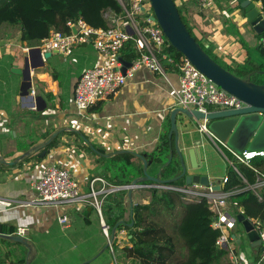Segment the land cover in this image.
<instances>
[{
	"label": "crops",
	"instance_id": "obj_1",
	"mask_svg": "<svg viewBox=\"0 0 264 264\" xmlns=\"http://www.w3.org/2000/svg\"><path fill=\"white\" fill-rule=\"evenodd\" d=\"M213 1L221 12V17L216 19L193 1L177 2L184 19L193 28L194 37L228 69L236 71L248 58L257 65L264 66V48H261L259 33L250 24L244 25L245 22L239 26L221 22L231 10H234L233 13L242 11L239 0ZM210 17L211 20H208ZM11 27L4 25L0 32V234L16 235L17 230L23 228L27 232L22 237L28 242L27 246H31L32 230L50 232L59 224L63 231L69 233L66 237L69 241L77 237L85 240L88 235L95 239V254H99L104 248L103 253L106 251L107 239L95 209L86 204L66 208L71 224L63 226L58 222L63 214L61 209L29 205V202L38 198L34 186L40 179L41 170L57 165L70 170L81 190L88 193L91 181L96 178H102L110 185L119 180L115 177L118 173L114 169L122 166L119 159H116L123 154L121 152L132 151L147 154L148 157L156 153L164 136L169 135L170 112L178 107L173 90L179 84V75L169 69L168 81L141 66L127 78L126 85L115 95L96 102L80 115L74 105L76 84L83 72L93 68L99 61V55L93 46L84 43L75 46L66 58L52 54L44 59L43 68L31 72L32 88L38 98V109L33 110L26 104L27 100L22 101L23 77L12 73V69H23L28 56L25 49L36 47L22 43L19 29L13 27L11 30ZM16 62L22 66H16ZM32 88L29 96H32ZM198 126L199 124L189 121L182 114L178 115L180 148L186 152L192 148L199 149L202 156L203 168L190 170L189 174L207 175L213 181L223 180L228 176L229 170L211 166L208 161L209 149L203 152L201 145L193 137L194 133L199 132ZM51 138L52 142L46 148L34 151L35 147ZM172 148L174 159L178 158L174 141ZM211 148L218 150L214 143ZM44 151L46 155L42 156ZM134 158L133 167L137 179L143 176L144 164ZM163 159V163L154 161L149 167L151 176L158 175L157 170L167 162L169 155L162 156L161 160ZM14 162L17 163L11 164ZM164 175L163 171L164 179L176 176L166 174L165 178ZM179 182L180 185L185 183L182 180ZM233 191L239 194L244 192V188ZM125 197L127 213L125 220L121 222L129 224L132 216L128 192ZM150 200L148 190L137 189L133 192L134 206L148 204ZM76 226L78 229L71 231ZM10 230L14 233L1 232ZM88 260L90 259L83 257L77 264H89L91 261ZM112 264H117V261Z\"/></svg>",
	"mask_w": 264,
	"mask_h": 264
},
{
	"label": "built area",
	"instance_id": "obj_2",
	"mask_svg": "<svg viewBox=\"0 0 264 264\" xmlns=\"http://www.w3.org/2000/svg\"><path fill=\"white\" fill-rule=\"evenodd\" d=\"M184 0H175L180 2ZM197 3L204 11H208L215 17H221V12L216 8L213 0H189ZM255 4L256 9L264 15V3L262 1L249 0ZM121 7V13L108 9L104 12L107 29H98L90 26L82 18L70 20L67 26L69 33L52 30L50 36L44 39L40 46L44 54H59L68 57L77 45L89 43L99 55L98 63L85 70L76 84L74 91V105L80 115L98 101H103L115 95L122 89L127 78L141 66L159 74L169 81V69H173L179 75V84L174 87L178 107L188 110H198L207 114L210 111L236 110L243 106V102L236 96L226 92L202 73L186 56L177 51L165 36V33L156 19L151 0H117ZM177 4V3H176ZM178 6V4H177ZM238 19V18H237ZM247 19H243L245 22ZM237 24V20H235ZM76 29V33L73 32ZM133 41L137 51L141 54L139 59L131 61L133 64L124 75L123 65L120 61L122 49ZM264 46V38L260 39ZM29 48L25 51L28 53ZM34 100L26 102L33 110L38 109L34 88L31 92ZM198 131L211 137L213 143L223 154L217 141L208 129L207 121L199 123ZM235 162L252 169L256 175V184L250 185L241 175L234 161L228 160L234 172H236L246 184L245 190H252L262 200L261 191L264 189V170L253 166L255 160H264V151H244L238 154L228 148ZM228 177L222 180L221 190L216 191L213 186H204L198 183L191 185L174 184H142L139 190L158 189L180 195L181 200L187 203L207 202L212 213L211 227L220 232L217 247L228 251L230 264H262L264 262V220L260 218L246 217L253 226V230L260 237L261 244L253 247L248 240L245 231L241 246L238 245L235 230L239 223L234 213L232 196L236 192H224ZM100 183V186H98ZM38 198L29 202L31 206L43 208H57L63 211L58 222L68 227L71 224L66 208L86 204L95 209L100 217L102 232L112 249L111 227L103 216V207L107 198L121 191H128L129 185L115 186L108 184L102 178L91 181L89 192L84 193L80 184L75 180L70 170L57 165L45 167L41 170L40 179L34 186ZM28 204V203H27ZM240 214H244L240 209ZM118 230V229H117ZM26 230L20 228L16 235L25 236ZM119 236L130 235L127 228L116 231ZM132 236H130L131 238ZM242 239V240H243ZM113 242V241H112ZM260 258V261L257 260Z\"/></svg>",
	"mask_w": 264,
	"mask_h": 264
},
{
	"label": "trees",
	"instance_id": "obj_3",
	"mask_svg": "<svg viewBox=\"0 0 264 264\" xmlns=\"http://www.w3.org/2000/svg\"><path fill=\"white\" fill-rule=\"evenodd\" d=\"M255 1L264 3V0ZM178 8L183 22L194 37L181 8ZM239 8L245 14L240 5ZM108 9L121 13L117 0H0V32L4 25L16 27L20 31L22 43H27L29 47H37L50 36L52 30L69 33L71 30L67 22L70 20L77 21L82 18L92 27L107 29L104 12ZM258 37L264 38V32ZM196 40L201 44L197 38ZM205 50L219 63L215 56ZM121 56L127 61H133L139 59L141 54L137 51L135 43L131 41L122 49ZM223 67L242 79L251 77L254 83L264 84V66L257 65L251 58H248L245 64L235 71L236 73L232 69ZM170 126L168 122V128ZM173 141L174 138L170 140L169 135L166 134L158 151L149 158L163 163L164 159L161 160V157L169 155V145ZM116 159H119L122 166L114 169L118 173L115 177L119 178L114 185H130L135 179L134 156L123 153ZM116 159L115 162H118ZM178 161L174 165L172 162L164 173L168 175L177 173L180 170ZM253 166L264 170V160H255ZM239 171L250 185L256 184L257 175L252 169L241 164ZM227 177L228 182L223 189L224 192L246 187L243 179L232 169L228 171ZM180 184L181 182L174 183V185ZM148 191L151 195L150 202L138 204L133 208L134 226L127 227L132 236L131 244L120 248L116 245L117 234L113 237L112 248L114 257L116 256L115 260L119 257L116 260L117 264H230L228 251L217 247L220 232L211 227L212 213L205 200L200 203H187L182 201L177 193L158 189ZM127 192L121 191L110 195L103 207V216L111 227V232L118 223L125 220L127 209L124 200ZM261 197L262 200L249 189L232 196L236 216L240 214L242 208L246 217L264 220V189L261 191ZM124 226L121 225L118 230ZM1 232L14 233L13 230ZM257 260L260 261V258L257 257Z\"/></svg>",
	"mask_w": 264,
	"mask_h": 264
},
{
	"label": "water",
	"instance_id": "obj_4",
	"mask_svg": "<svg viewBox=\"0 0 264 264\" xmlns=\"http://www.w3.org/2000/svg\"><path fill=\"white\" fill-rule=\"evenodd\" d=\"M156 19L162 27L165 36L171 42L172 46L184 56H186L202 73H204L210 80L226 92L236 96L243 102V106L236 110H218L210 111L207 114L198 110H188L176 107L170 112V131L169 139L174 138L175 152L179 160L180 170L175 173V177L171 179L163 178V171L171 165L174 159V150L172 142L170 143L169 159L161 167L157 176H151L148 172L150 166L154 164V160L150 159L147 154H139L132 151H125L121 153H129L141 160L144 164L143 176L135 179L128 190V198L131 203L132 220L129 224L120 222L112 231V240L116 234L117 229L121 225L133 228V192L139 189L142 184L151 182L153 184H174L184 180L185 185L198 183L204 186H213L216 191L221 190L222 180L213 181L207 175L197 174L190 175V170H200L203 168L202 156L199 149L192 148L188 152L184 151L179 146V129H178V115L182 114L189 121H194L199 124L202 121H207L208 129L217 141L226 143L228 148L238 154L244 151H264V84H256L251 77L242 79L231 73L218 62H216L205 50L195 37L192 36L188 27L183 22L179 12V8L175 0H151ZM240 6L244 9L248 24L254 30L262 34L264 32V15H261L255 7V4L249 0H239ZM76 33V29H73ZM51 57L50 53L43 55L40 48H31L26 58V64L23 69L14 67L12 73L23 77V84L21 86L22 101L32 102L33 96H29V91L32 88L31 72L38 68L45 66L44 59ZM123 65L122 71L127 75V69L132 66L131 61L120 58ZM27 98V99H26ZM38 101V98H36ZM56 134L54 135V137ZM201 145L202 151L205 152L213 141L207 134L200 132L194 133L193 137ZM52 142V138L34 148V151H39L46 148ZM46 155V151L42 156ZM189 157V161H188ZM23 159V158H20ZM17 162L11 163L15 164ZM237 221L242 225L248 240L253 247H258L261 244L260 237L256 231L253 230L252 224L244 214L237 216ZM0 237L28 245L26 239L18 235H2ZM110 244H107L109 248ZM25 264H31L26 262Z\"/></svg>",
	"mask_w": 264,
	"mask_h": 264
},
{
	"label": "rangeland",
	"instance_id": "obj_5",
	"mask_svg": "<svg viewBox=\"0 0 264 264\" xmlns=\"http://www.w3.org/2000/svg\"><path fill=\"white\" fill-rule=\"evenodd\" d=\"M233 11L231 10L228 14V17H226L224 21L222 19L221 22L226 23L227 25L231 24L233 26L236 24L235 20H237L236 25L239 26L240 24H243V19L246 18L244 12L239 10V12L233 13ZM200 13L203 15L202 12ZM212 17L214 18L215 16L213 15ZM212 17L208 18V20H211ZM214 19H216V17ZM187 24L191 29H193L188 22ZM245 24H248L247 20L245 21L244 25ZM11 30H13V27H11ZM216 59L219 61V63H221V65L226 67V65H224L220 59ZM16 66L21 67L22 64L16 62ZM232 71L235 72L234 70ZM218 145L223 154L219 150L215 151V149L209 147V163L211 166H213V168L219 167L224 171L231 170L232 168L228 160L235 162L232 153L223 144L218 143ZM176 161H178V158H175L172 165L177 163ZM235 165L238 168L240 167V164L237 162H235ZM157 171L159 172L160 170ZM164 177L166 178L167 175L165 174ZM182 182H184V180H182ZM77 229L78 226H76L75 229H72L71 231H76ZM243 232L244 228L238 225L237 229L235 230V236L239 246H241L244 241L242 238L244 236ZM68 234V232L63 231L59 224H56L50 232H44V230H32V239L30 243L31 246H26L22 243L14 242L8 239H0V264H23V262H29L31 264H77L78 261L83 257L90 259L88 260L89 262L91 261L89 264H112L115 262L116 256L114 257L112 249H109L110 247L107 248L103 253L102 251L104 248L99 254H95L94 250L96 246L94 244V238L86 235L87 238L85 240L77 237L69 241L66 238ZM130 236L131 235L119 236L116 245L120 248L130 245ZM117 259H119V257Z\"/></svg>",
	"mask_w": 264,
	"mask_h": 264
}]
</instances>
